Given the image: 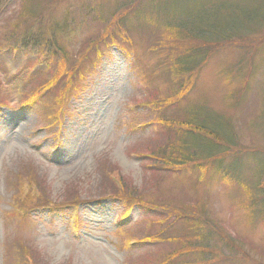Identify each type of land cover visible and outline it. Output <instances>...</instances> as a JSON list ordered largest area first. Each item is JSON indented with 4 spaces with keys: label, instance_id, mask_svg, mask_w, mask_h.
<instances>
[{
    "label": "rangeland",
    "instance_id": "rangeland-1",
    "mask_svg": "<svg viewBox=\"0 0 264 264\" xmlns=\"http://www.w3.org/2000/svg\"><path fill=\"white\" fill-rule=\"evenodd\" d=\"M37 1L42 7L46 0ZM99 2L62 0L49 12V20L67 18L71 10L79 11V8L80 14L87 16L88 4L93 9ZM100 6L99 10L106 12L105 0ZM114 6L110 0L107 12ZM189 8L193 16L203 18L205 23L249 20L252 36L255 39L264 36V0H190ZM87 17L84 28L67 35L62 42L69 54L88 46L82 45L99 29L96 10ZM5 30L8 25L0 27L3 45L0 47V98H8L11 103L0 105V264H32L20 251L25 242L32 243L44 264H159L173 254L178 244L174 246L175 241L167 239V235L156 242L145 240L154 228L164 225L163 219L151 217L150 213L165 216L164 211H154L137 203L128 206L110 194L102 196L105 187L114 190L118 185L112 183L116 181L113 178L104 181L108 172L105 168L114 178L121 176L133 193H137L135 189L143 190L146 200L171 202L174 209H186L185 204L193 196L209 194L215 209L208 203L203 205L215 210L221 231L231 233L238 245L222 238L223 243L216 242L222 259L207 264H264V219L253 218L244 210V193L239 184L230 186L216 168L206 174L163 170L155 159L138 156L145 153L133 148L139 142L146 150L147 145L158 143L165 133L163 126L155 121V108L141 103L146 100V89L157 95L159 101L175 90L168 66L162 61V50L150 51L163 30L159 34L151 33L148 27L129 29L137 62L116 44L101 46L98 53H91L84 72L73 82L72 91L76 87L80 91L73 98L74 93L67 94L70 98L63 104L66 113L54 118L50 126L46 125L49 124L47 114L50 106L57 107L51 97H45L52 94L54 87L48 94L42 91L41 97L33 102L24 103L22 96L26 94L28 79L53 77L56 61L41 60L40 53L30 46H16L7 39ZM241 43L204 57L195 86L185 93L179 106L164 109L161 115L172 112L173 108L188 111L189 107L196 106V109L207 108V112L222 113L238 127L248 120L249 128L256 124L259 127L254 132L255 142L245 136L241 138L242 144L260 149L264 147V67L259 64L264 62V38L256 50L250 43ZM236 90L237 94L228 102ZM134 97L140 99L135 101ZM232 102L236 104L230 107ZM148 121H154L161 132L157 134L152 122L144 124ZM142 133L157 135L151 140L150 137L140 139ZM29 163L43 182L44 198L59 201L69 193V186L74 187L72 194L81 196L78 207L31 209L25 198L29 195L36 199L39 194H35L36 188L30 186L28 179L20 177V171ZM249 164L244 168V175L251 179L254 171ZM195 208L196 204L191 210ZM173 215L175 221L168 235L186 234L188 218H178L176 212ZM199 259L198 253H182L176 258V264H203Z\"/></svg>",
    "mask_w": 264,
    "mask_h": 264
},
{
    "label": "trees",
    "instance_id": "trees-1",
    "mask_svg": "<svg viewBox=\"0 0 264 264\" xmlns=\"http://www.w3.org/2000/svg\"><path fill=\"white\" fill-rule=\"evenodd\" d=\"M189 1L134 0L128 3L127 0H113L115 6L109 7L108 12L107 7L110 5V0H105L106 12L99 10L102 0L96 3L97 6L93 9L88 4L86 14L89 16V12L94 13L96 10V23L99 29L92 33L89 40L82 45L88 46L80 48V52L73 54H69L68 50L64 49L62 42L67 35L74 34L79 28H84L88 17L84 13L80 14L81 9L79 8V11L71 10L70 16L67 18L49 20V12L62 0H46L42 7L37 0H0V27L8 25L5 34L7 39L13 41L16 46H30L40 53L41 60L49 58L51 62L56 61L53 77L47 79L45 76H39L34 80L28 79L26 94L22 96L24 103L33 102L36 97H41L42 91H46L48 94V91L54 87L52 94L45 97V99L51 97L54 106L57 107L55 109L50 106V114H47L46 117V121L49 123L46 124L47 126L55 122L54 118L63 112L66 113L63 104L70 98L67 94L74 93L71 95L73 98L80 91V87H76L75 91H72L73 82L84 72L85 64L90 62L91 53L93 54L94 51L98 53L101 46L116 44L123 47L131 55L133 61L137 62L138 58L135 56L132 45L134 41L129 35V29L133 26L148 27L151 28V33L159 32V34L163 30L164 33L158 37L159 41L157 40L156 44L150 46V51L160 52L162 50V61L168 66L169 76L175 90L166 98H160L159 101L156 98L157 95L148 93L146 89L144 95L146 100L141 103L155 108L157 111L155 121L163 126L165 133L158 143L147 145L146 150L139 142L133 144L134 150L144 152L145 154L138 156L147 155L155 159L163 170L167 169L169 172L175 170L177 172L186 171L188 174L194 172L206 174L216 168L230 186L239 184L242 187L244 210H248L253 218L259 216L264 219V147L258 149L246 146L242 144L243 140L241 139L249 136L250 140L255 142L254 132L258 129L259 124L249 128L248 120H246L244 126L238 127L236 124H232L227 116L223 117L224 114L215 111L207 112L205 111L207 108L203 107L196 109V106L195 109L189 107L188 111L181 107L173 108L172 112L165 116L161 115L164 109L179 106L185 93L195 86L204 57L209 58L228 45L237 43L243 45L241 42L255 46L254 50L258 45L263 44L264 36L256 39L252 36L251 21L236 23L232 19H226L222 22L205 23L203 18L193 16L189 8ZM241 24L244 26H239ZM0 47L3 48V45L0 44ZM13 49L16 52L19 51L16 47ZM259 66L264 67V62ZM160 67L165 69L162 62H160ZM137 68L135 65L134 70ZM237 92L238 90L231 94L228 102L232 101ZM134 99L138 101L140 98L134 97ZM10 103L8 98H0V105L5 106ZM232 103L234 104H231L230 107L236 104ZM182 115L186 116L182 119L177 117ZM149 122L154 124L153 129L159 134L161 129L154 121L144 124ZM261 129L262 127L260 131ZM157 134L147 136L142 133L140 139L150 137L149 140H151ZM243 154L245 155L243 156ZM248 163H250V169L254 171L251 179L244 175V168ZM104 170L108 171L104 175V181L108 182L111 181L110 178H113L116 181L113 180L112 183L118 185L114 190L108 189V186L105 187L103 190H106L102 192V196L110 194L116 199L128 203V206L133 203H141L149 205L148 207L154 211H164L165 216L150 213L151 217L158 216L161 220L163 219L164 225L154 228L151 231L152 234L145 240L156 242L160 241L163 235H167V239L175 241L174 246L178 245L174 253L168 255L159 264H176V258L182 253H198L201 258L199 261L207 264L222 259V253L216 248V242L223 243L222 238L228 243L238 245L234 242L231 233L221 231L220 220L216 218L215 210L211 208V206L214 208V204L210 202L209 194L197 197L192 195L194 199H190L185 204L186 209H174L175 206H172L171 202L151 203L146 200L142 193L143 190L135 189L137 193H133V190L130 189L131 186L121 176L114 178L108 168ZM20 177L28 179L30 186L36 188L35 194H39L36 199L29 195L25 198L33 210L52 206L69 209L70 206H77L81 202V196L78 193L72 194V190L75 188L70 186L67 190L69 193L64 197L62 195L63 198L61 197L59 201L44 198L42 192L45 190L41 186L43 182L38 179V171L33 168L32 163L20 171ZM234 177L239 181H236ZM187 190L189 189H185V191ZM205 203L211 206L207 208V204L203 205ZM194 204L197 208L191 210ZM174 212L177 213L178 218L183 216L188 218V231L184 235L171 237L168 235V230L175 221ZM20 251L25 253L28 259H31L32 264H44L43 259L41 260L42 256L32 243L25 242L20 247Z\"/></svg>",
    "mask_w": 264,
    "mask_h": 264
}]
</instances>
